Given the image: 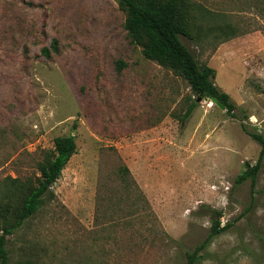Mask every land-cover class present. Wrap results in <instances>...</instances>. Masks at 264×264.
I'll return each instance as SVG.
<instances>
[{"label": "rangeland", "instance_id": "obj_1", "mask_svg": "<svg viewBox=\"0 0 264 264\" xmlns=\"http://www.w3.org/2000/svg\"><path fill=\"white\" fill-rule=\"evenodd\" d=\"M186 3L181 40L236 117L146 60L114 0H0V235L55 140L77 144L7 264H186L212 211L229 227L199 264H264V160L237 182L262 150L242 125L264 137V0Z\"/></svg>", "mask_w": 264, "mask_h": 264}, {"label": "trees", "instance_id": "obj_2", "mask_svg": "<svg viewBox=\"0 0 264 264\" xmlns=\"http://www.w3.org/2000/svg\"><path fill=\"white\" fill-rule=\"evenodd\" d=\"M119 10L126 15L125 30L132 42L142 49L146 60L156 62L160 66L172 70L177 76L186 80L197 97L211 96L221 103L227 114L236 117L233 112L236 107L230 101L228 94L221 92L213 80L216 71L208 66H200L193 53L182 42L181 37L192 40L184 8L186 0H114ZM54 51L58 50L54 47ZM46 58L51 57L48 49L42 50ZM123 62H117L118 70H122ZM243 130L254 141L261 144L260 158L255 166L246 165V171L237 178L238 184L251 179L252 188L255 187L257 176L263 168L264 137L257 132H250L242 125ZM77 144L73 137L57 138L51 157L39 164V176L34 185L19 200L17 208H13V217L7 222L0 235V264H7L6 239L21 228L29 219L37 214L44 206L47 197L53 195V187L62 177V173L76 154ZM124 174H129L125 169ZM125 181V178H123ZM254 199H252L253 203ZM222 213L212 211L211 228L206 239L186 253V264H199L203 259L201 255L211 243L229 225L222 227Z\"/></svg>", "mask_w": 264, "mask_h": 264}, {"label": "water", "instance_id": "obj_3", "mask_svg": "<svg viewBox=\"0 0 264 264\" xmlns=\"http://www.w3.org/2000/svg\"><path fill=\"white\" fill-rule=\"evenodd\" d=\"M205 99L211 101V102L214 103V104H217L220 108L225 109V107H224L221 103H219L218 100H217L216 98H213V97H211V96H207ZM202 100H203L202 97H199V98L197 99L198 102H201Z\"/></svg>", "mask_w": 264, "mask_h": 264}]
</instances>
